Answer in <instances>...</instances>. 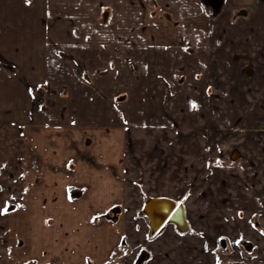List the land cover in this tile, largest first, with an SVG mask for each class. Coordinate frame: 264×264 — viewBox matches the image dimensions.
I'll return each mask as SVG.
<instances>
[{
	"label": "crops",
	"instance_id": "obj_1",
	"mask_svg": "<svg viewBox=\"0 0 264 264\" xmlns=\"http://www.w3.org/2000/svg\"><path fill=\"white\" fill-rule=\"evenodd\" d=\"M0 51L28 88H46L40 160L88 156L96 166L77 161L73 179L123 208L111 248L125 239L148 264H217L194 227L264 224V137L249 133L264 118V0H0ZM233 53L256 66L237 78L241 94ZM24 91L9 106L28 113ZM203 129L211 136L184 137ZM146 196L182 204L188 231L150 238Z\"/></svg>",
	"mask_w": 264,
	"mask_h": 264
},
{
	"label": "rangeland",
	"instance_id": "obj_2",
	"mask_svg": "<svg viewBox=\"0 0 264 264\" xmlns=\"http://www.w3.org/2000/svg\"><path fill=\"white\" fill-rule=\"evenodd\" d=\"M211 8L214 13L221 9L213 5ZM232 55L235 59L230 62L234 64H241L247 58L238 53ZM248 61L241 64L242 70L234 79V86L241 88L240 94L244 86L237 78L243 80L248 74L254 76L256 73L251 58ZM21 75L19 68L8 61L6 52L0 51V264H137L141 252L132 251L125 239L111 248L120 235L111 227L119 222L123 208L100 203V196L92 193V183L87 179H73L77 161L93 167L96 163L88 156L78 154V160L56 166L37 156L35 146L41 139L39 121L45 110L43 92L46 88L43 85L28 88ZM22 87L34 108L28 113H21L17 104L16 107L9 106L20 99ZM257 132L259 137H264V118L249 131L250 134ZM194 134L201 135L196 131L184 137L190 138ZM149 199L144 197L143 203ZM140 214L146 216L143 210ZM253 217L249 228L198 226L190 234L206 237L198 238L195 243L202 249L201 253L211 252L215 246L217 264H239L236 260L240 264H255L257 256L262 254L259 248L262 243L258 244L257 238H264V224L259 216ZM147 230L150 238L157 237V233H152L149 221ZM234 237L239 243L232 241ZM102 242H105L103 249L100 248ZM247 243L252 246L251 250L246 249ZM188 258L189 262H194ZM166 261L176 263L177 259Z\"/></svg>",
	"mask_w": 264,
	"mask_h": 264
},
{
	"label": "water",
	"instance_id": "obj_3",
	"mask_svg": "<svg viewBox=\"0 0 264 264\" xmlns=\"http://www.w3.org/2000/svg\"><path fill=\"white\" fill-rule=\"evenodd\" d=\"M143 212L149 219V226L153 234L158 233L166 224H174L180 233L188 231L185 208L177 201L166 198H153L144 206ZM247 250H251L250 244H245ZM149 257L144 251L140 255L137 264H142Z\"/></svg>",
	"mask_w": 264,
	"mask_h": 264
},
{
	"label": "built area",
	"instance_id": "obj_4",
	"mask_svg": "<svg viewBox=\"0 0 264 264\" xmlns=\"http://www.w3.org/2000/svg\"><path fill=\"white\" fill-rule=\"evenodd\" d=\"M234 57H233V55L232 56H230V61H234ZM249 59H247V58H244L243 60H242V62L245 64V63H249V61H248ZM248 69H250L251 70V68H248ZM253 75L252 74H248L247 75V77L246 78H251ZM197 132H199L202 136H211V132L210 131H207V130H200V131H197ZM258 155L264 160V153L260 150V152L258 153Z\"/></svg>",
	"mask_w": 264,
	"mask_h": 264
},
{
	"label": "snow or ice",
	"instance_id": "obj_5",
	"mask_svg": "<svg viewBox=\"0 0 264 264\" xmlns=\"http://www.w3.org/2000/svg\"><path fill=\"white\" fill-rule=\"evenodd\" d=\"M29 2H30V0H29ZM193 107H196V105H195V104H193ZM4 211H7V209H5ZM237 243H239V241H237Z\"/></svg>",
	"mask_w": 264,
	"mask_h": 264
},
{
	"label": "flooded vegetation",
	"instance_id": "obj_6",
	"mask_svg": "<svg viewBox=\"0 0 264 264\" xmlns=\"http://www.w3.org/2000/svg\"><path fill=\"white\" fill-rule=\"evenodd\" d=\"M141 254H142V252H141ZM141 254H140V255H141Z\"/></svg>",
	"mask_w": 264,
	"mask_h": 264
}]
</instances>
